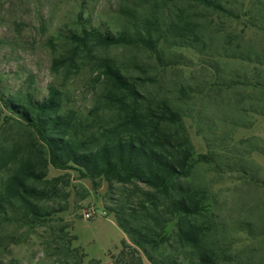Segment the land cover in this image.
I'll return each instance as SVG.
<instances>
[{
	"label": "rangeland",
	"instance_id": "rangeland-1",
	"mask_svg": "<svg viewBox=\"0 0 264 264\" xmlns=\"http://www.w3.org/2000/svg\"><path fill=\"white\" fill-rule=\"evenodd\" d=\"M217 1L229 12L180 0H0V118L8 119L3 129L9 145L29 141V130L11 119L17 117L6 103L26 94L42 100L54 86L63 93V112L73 126L95 130L111 125L101 72L103 64L115 65L144 101L154 107L166 102L180 111L195 158L214 154L213 166L197 165L184 181L204 192L199 220L215 229L208 240L225 249L233 264H264V117L193 92L215 76L228 78L253 68L220 58L264 52V6L256 5L258 0ZM184 19L192 31L181 39L174 28L182 27ZM85 29L128 39L146 36L157 43L158 53L142 45H80L72 38ZM184 88L191 92L189 100H184ZM229 97L236 99L233 93ZM72 167L48 168L49 180L63 176L67 183L59 184L61 191L50 203L65 208L55 218L72 225L77 237L72 246L83 249V264L93 259L109 263V253H117L127 239L108 210L112 195L104 180L93 181ZM49 234L48 225L28 235L27 229L5 223L0 264H53L58 256L43 244ZM144 264L150 263L144 259Z\"/></svg>",
	"mask_w": 264,
	"mask_h": 264
},
{
	"label": "trees",
	"instance_id": "trees-1",
	"mask_svg": "<svg viewBox=\"0 0 264 264\" xmlns=\"http://www.w3.org/2000/svg\"><path fill=\"white\" fill-rule=\"evenodd\" d=\"M180 1L229 12L217 0ZM256 5L264 6V0ZM186 20L182 27L174 28L178 38L184 39L192 31ZM145 34L151 37L150 30ZM72 39L80 45L89 41L101 46L142 45L158 53L157 43L141 35L128 39L85 29ZM220 59L253 68L248 73L231 72L228 78L215 76L204 81L194 95L203 94L215 104L220 100L222 107L233 106L245 115L264 117V52L241 51ZM102 68L106 85L102 98L111 112V125L95 130L73 126L63 112V93L54 86L42 100L26 94L6 103L17 117L11 119L27 128L31 137L9 145L3 129L8 119L1 122L0 118V230L5 223H14L30 235L48 225L50 234L43 244L58 256L53 264H83V249L72 246L77 240L72 225L55 218L65 208L50 205L61 191L59 184L67 183L63 176L47 178L49 166L62 171L74 166L85 177L107 183L113 205L108 210L127 237L117 253H109V263L93 259L89 264H144V259L150 264H233L234 258L225 249L208 240L214 227L199 220L205 212L204 192L184 183L197 165L213 166L214 154L195 158L179 110L166 102L152 106L115 65L105 63ZM190 93L184 88V100L190 99ZM232 93L235 100L229 97ZM247 101L251 104L245 106ZM2 243L0 237V248L5 247Z\"/></svg>",
	"mask_w": 264,
	"mask_h": 264
},
{
	"label": "crops",
	"instance_id": "crops-1",
	"mask_svg": "<svg viewBox=\"0 0 264 264\" xmlns=\"http://www.w3.org/2000/svg\"><path fill=\"white\" fill-rule=\"evenodd\" d=\"M112 215H110L109 217H111ZM113 218H114V216H112ZM114 223L117 225V223H116V220H115V218H114ZM118 226V225H117Z\"/></svg>",
	"mask_w": 264,
	"mask_h": 264
},
{
	"label": "built area",
	"instance_id": "built-area-1",
	"mask_svg": "<svg viewBox=\"0 0 264 264\" xmlns=\"http://www.w3.org/2000/svg\"><path fill=\"white\" fill-rule=\"evenodd\" d=\"M86 218H90V214H87V215H86Z\"/></svg>",
	"mask_w": 264,
	"mask_h": 264
}]
</instances>
